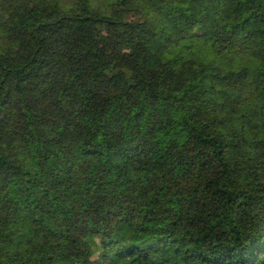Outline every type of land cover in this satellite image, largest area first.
Listing matches in <instances>:
<instances>
[{"label": "trees", "instance_id": "obj_1", "mask_svg": "<svg viewBox=\"0 0 264 264\" xmlns=\"http://www.w3.org/2000/svg\"><path fill=\"white\" fill-rule=\"evenodd\" d=\"M0 264H264V0H0Z\"/></svg>", "mask_w": 264, "mask_h": 264}]
</instances>
